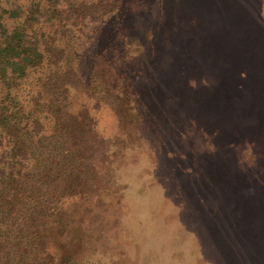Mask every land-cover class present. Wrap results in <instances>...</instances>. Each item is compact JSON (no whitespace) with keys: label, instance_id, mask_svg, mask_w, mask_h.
Returning a JSON list of instances; mask_svg holds the SVG:
<instances>
[{"label":"rangeland","instance_id":"374dc122","mask_svg":"<svg viewBox=\"0 0 264 264\" xmlns=\"http://www.w3.org/2000/svg\"><path fill=\"white\" fill-rule=\"evenodd\" d=\"M45 1L0 7L24 21ZM93 1L85 13L126 2L129 49L114 83L128 90L114 96L116 109L91 111L116 140L100 154L103 169L121 174L116 198L99 193L101 245L85 264H264V0ZM86 57L79 73L88 83ZM75 100L78 113L86 100ZM6 151L0 145V170Z\"/></svg>","mask_w":264,"mask_h":264},{"label":"trees","instance_id":"16d2710c","mask_svg":"<svg viewBox=\"0 0 264 264\" xmlns=\"http://www.w3.org/2000/svg\"><path fill=\"white\" fill-rule=\"evenodd\" d=\"M111 3L116 7L100 14L85 13L97 6L93 0H46L27 7L24 21L14 8L0 7V145L7 144L0 264H85L101 245L94 209H102L101 191L116 198L119 177L113 175L121 170L103 169L100 154L116 140L101 134L91 111L116 109L114 96L128 90L114 83L115 63L129 49L119 7L126 2ZM75 50L82 55H71ZM88 54L92 70L85 83L79 67ZM29 78L35 83L27 100ZM78 97L86 102L75 113ZM246 186L255 189L252 182Z\"/></svg>","mask_w":264,"mask_h":264}]
</instances>
